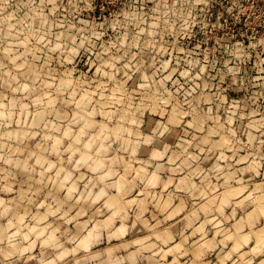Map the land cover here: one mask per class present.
Listing matches in <instances>:
<instances>
[{
  "label": "rangeland",
  "instance_id": "1",
  "mask_svg": "<svg viewBox=\"0 0 264 264\" xmlns=\"http://www.w3.org/2000/svg\"><path fill=\"white\" fill-rule=\"evenodd\" d=\"M0 264H264V0H0Z\"/></svg>",
  "mask_w": 264,
  "mask_h": 264
}]
</instances>
